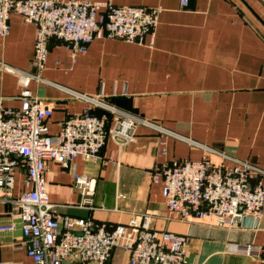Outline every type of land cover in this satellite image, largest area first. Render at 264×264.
Wrapping results in <instances>:
<instances>
[{
	"label": "crops",
	"instance_id": "1",
	"mask_svg": "<svg viewBox=\"0 0 264 264\" xmlns=\"http://www.w3.org/2000/svg\"><path fill=\"white\" fill-rule=\"evenodd\" d=\"M113 1L162 8L154 43L142 46L96 39L88 52L74 61L65 44L51 40L43 74L49 83L31 84L34 95L54 111L48 122L51 133L59 131L66 115L82 113L88 105L64 87L102 96L120 110L176 136L142 126L136 141L122 149L108 139L97 160L77 159L67 169L50 163L48 190L51 202L59 205L57 214L90 219L110 228L147 212L156 230L188 237L189 264H259L231 247L263 245L264 215L258 224L249 218L235 230L207 221H180L170 215L162 185L152 182L151 171L165 162L183 159L208 157L219 164V153L264 170V0H189L186 7L181 6L183 0ZM36 33V25L12 15L11 33L0 39V59L33 70ZM19 94L16 77L0 75L3 105L19 108ZM163 142L165 155L161 154ZM75 173L95 179L92 205L74 187ZM256 182L253 179V184ZM20 189L22 184L17 183L14 193ZM0 224L15 226L0 233V264H30L14 203L0 201ZM129 259V253L119 249L106 264H129ZM65 264L82 263L68 259Z\"/></svg>",
	"mask_w": 264,
	"mask_h": 264
},
{
	"label": "built area",
	"instance_id": "2",
	"mask_svg": "<svg viewBox=\"0 0 264 264\" xmlns=\"http://www.w3.org/2000/svg\"><path fill=\"white\" fill-rule=\"evenodd\" d=\"M188 4L189 0H183L181 6ZM161 13L160 7L117 5L113 0H0V39L10 35L14 14L37 27L33 70L25 71L0 59V75L16 77L21 101L19 108H12L5 107L0 98V201L16 206L30 264H65L68 259L106 264L119 249L129 253V264H189L188 237L156 230L151 214H139L127 224L110 228L90 219L60 217L56 212L59 205L51 202L48 190L50 163L67 169L77 159L97 160L108 139L122 149L136 141L142 126L164 136L176 134L120 110L102 96L64 87L88 105L82 113L66 115L53 134L48 122L54 111L31 90L33 82L49 83L43 74L51 40L65 44L74 61L87 53L96 39L152 46ZM162 145L161 154L165 155L166 143ZM219 155V164L208 157L160 164L151 171L152 182L162 185L168 211L180 221H207L226 230L242 228L249 218L258 224L264 215V170L249 161ZM253 179H257L255 184ZM73 180L86 203L92 205L95 179L75 173ZM17 183L22 189L15 194ZM14 229V225L0 224V233ZM231 248L264 264V244Z\"/></svg>",
	"mask_w": 264,
	"mask_h": 264
}]
</instances>
